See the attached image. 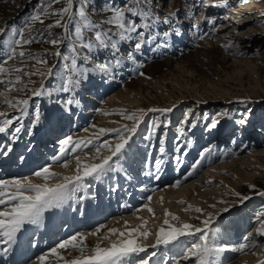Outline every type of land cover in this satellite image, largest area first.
<instances>
[{
    "label": "rangeland",
    "instance_id": "1",
    "mask_svg": "<svg viewBox=\"0 0 264 264\" xmlns=\"http://www.w3.org/2000/svg\"><path fill=\"white\" fill-rule=\"evenodd\" d=\"M48 2L0 0V28L6 29V33L0 35V61L6 58L7 47L3 41L7 34L13 29L23 30L26 35L30 32L35 37L34 42L23 48L46 59L47 65H39L35 60L19 64L17 58L9 61V66L21 67L26 73L52 68L53 73L43 77L21 74L22 83L15 88L27 85L24 91L9 90L6 82L0 84V112L6 113L0 116V121H12L6 131L0 133V160L12 151L13 133L16 127H21L16 134L20 143L16 161L34 147V155L38 154L40 158L34 167L27 169L28 179L43 183L34 174L49 167L58 176L47 182L59 183L64 176L76 174L77 157L83 165L99 162L95 158L97 155H109L105 149L97 154L96 149L105 141L114 144L117 133L99 134L100 129L131 126L134 121L125 116L139 114L140 110L144 115L122 157H113L110 162L109 168L113 170H106L99 179L89 176L79 184L70 185L75 191L60 204L71 206L76 202L74 214L80 216L83 204L88 202L95 209L101 206L103 214L94 217L90 212L82 219L78 217L80 220H75L71 214L63 218L65 222L59 219L52 234L39 236V248L21 258L9 254V245L0 240L2 256L8 255L0 258V264H32L40 256H45L48 264H54L57 256L51 254V249L77 234L86 236L89 249L97 244L108 247L118 239L109 232L110 229L127 233L139 228L136 227L137 220L147 221L150 235L146 239L136 237L138 243L146 246V251L125 258L124 264H138L141 259L148 260L149 264H195L194 258L185 257L192 243L198 242L199 233L151 247L155 243V232L164 226L165 211L179 218L173 221L170 215V223L183 222L197 227H202L201 222L211 215L218 243L231 248L248 236L247 250L221 253V264H261L264 261V236L257 233V218L264 219V0H87V14L111 33H116L117 29L102 23L111 15L110 10L131 7L134 3L145 11L150 8V19L155 23L149 28L137 29V33H145L138 51L134 45L139 41L133 33L131 41L115 35L116 49L109 42L107 47L91 51L77 46L76 52L70 51L69 41L59 46L47 42L68 34L62 27L47 28L58 17L42 16L43 24L30 22V17ZM80 2L74 0V12ZM64 6V0L52 4L53 9ZM126 16L140 23L139 16L131 13ZM74 27L69 25L68 31L74 32ZM86 35L94 40L93 32ZM226 45L231 47L226 48ZM57 49L62 56L50 55ZM130 52L132 60L128 59ZM63 55L69 56V60L65 61ZM73 57L79 73L78 83L73 91L63 92L60 89L71 74L68 68ZM99 64H108L110 68L107 72L101 71L97 67ZM243 70L247 75L241 73ZM236 75L239 76L234 78ZM8 79L14 77L11 74L0 76V80ZM41 83L44 94L33 96L31 89L39 88ZM22 98L29 100L24 116L22 111L4 103ZM69 98L74 100L71 105L67 104ZM37 112L39 120L34 123ZM230 123L238 124V127L214 134L215 130L227 128ZM243 126V130L250 131L248 136L240 137ZM68 136L74 143L77 140H91V143L83 144L75 151H72L74 143L68 145L65 154L56 160L60 154V141ZM157 158L164 161L161 170L155 165ZM65 162L67 167L63 166ZM193 165H197L195 169ZM11 167H15L13 159L4 176H11ZM120 167L127 175H122L119 187H115L114 175ZM177 181H180L178 185ZM149 189L154 191L149 193ZM243 197L248 199L242 200ZM145 205L153 212L149 213ZM4 207L0 206V210ZM225 208L228 211H222ZM193 218L199 220L191 223ZM98 227H101L100 233L90 235ZM235 229L238 234L233 233ZM106 234L108 239H102ZM37 236V224H27L17 234L15 242L18 247L29 249ZM66 251L61 249L58 253L61 255Z\"/></svg>",
    "mask_w": 264,
    "mask_h": 264
},
{
    "label": "snow or ice",
    "instance_id": "2",
    "mask_svg": "<svg viewBox=\"0 0 264 264\" xmlns=\"http://www.w3.org/2000/svg\"><path fill=\"white\" fill-rule=\"evenodd\" d=\"M61 0H49L48 4L41 9L40 12L33 14L30 17V22H40L44 23L41 17H58L54 20V23L47 25L48 29L53 27H62L68 33L64 37H53L47 40L53 46H59L65 41H69L70 51L76 52L77 46L86 48L91 51L97 47H107L109 42L110 46L113 49L117 48L116 43L113 40L115 35H118L121 40L133 39V33H136V39L139 42H136L134 49L136 51L140 50L143 43V38L145 33L140 31L137 33L139 28H149L152 24L155 23V20L150 19L151 9L147 11L144 8L140 7L138 3H134L131 7L124 8H113L111 9V15L102 23L112 25L117 29L116 33H111L110 30H104L101 26L95 23L86 12L87 0H81L80 6L76 8L75 12L73 11L74 0H64L65 6L60 9H53L52 4L60 3ZM224 2V0H222ZM126 13H131L132 16H139L140 23H136L133 20L128 19ZM67 17V19H65ZM167 22V19L165 20ZM212 23V21H209ZM74 25V32L68 31V26ZM94 33V40L88 39L87 33ZM6 33L5 28H0V35ZM19 37V38H17ZM35 37H32L30 32L26 35L23 30L13 29L10 33L7 34V39L3 41L4 45L7 47V52L5 53L6 58L0 61V76L7 77L11 74L14 79L0 80V84L7 83L10 88L9 90H18L24 91V88L16 89L15 85L21 84V74L23 75H52V68H47L45 72L36 71L32 73H26L23 71V68L11 65L9 66V61H16L19 58V64H25L26 60H35L39 65H47V60L38 57L35 53L28 52L23 48L24 45H29L34 42ZM226 48L231 47V45H226ZM57 57L62 56V53L57 49L54 53H50ZM65 61L69 60V56L63 55ZM128 59H133V54L130 52L128 54ZM87 60V57H86ZM119 63V61H117ZM68 68L67 65H65ZM97 67L104 72H107L110 68L108 64H99ZM71 73L66 80L63 81L61 86V91L70 92L73 91L78 83V70L75 57L71 60V67L68 68ZM33 96H41L44 94V85L41 83L39 88L31 89ZM74 102L72 98H69L67 101L68 105H71ZM9 107L18 109L22 112H26L29 100L27 98L13 100H5ZM149 111H160L168 112L171 109H149ZM6 113L0 112V116H5ZM144 112L143 110L139 111V114L132 113L124 118L127 120H132L134 123L131 126L124 125L119 129H100L99 134H103L106 131H112L117 133V140L114 144L105 141L96 149V153L99 154L101 149H105L109 155H104L99 157L97 155L99 162L97 163H85L81 164L79 157L76 158V174L73 176H64L59 183L49 184L47 181L49 179L56 178L57 173H54L50 170L49 167H44L41 170L35 172V176L39 179H42L43 183H34L31 179H11L5 180L0 179V206H5L3 210H0V240L9 247L15 243L17 234L22 230V228L27 224H37L40 222L43 213L50 208L58 207L65 200H67L71 193L75 191V188L70 189V185L79 184L85 177L95 176L99 179L100 174L104 173L106 170H113L109 168L110 162L113 160V157L119 159L122 157L125 147L128 145L129 140L131 139L132 134L137 130V126L143 119ZM39 120V113L36 114V121ZM12 123L10 119H5L0 121V133L6 131L8 126ZM243 123V121H241ZM213 127L215 125H212ZM21 131V127H16L13 133V138L16 134ZM73 138L68 136L66 139L60 141V155H64L66 152V146L73 145ZM91 143V140H77L74 143L72 151L80 148L81 145ZM161 143V152L163 149V139ZM207 151V150H206ZM204 156V152L201 153V157ZM59 156L55 159L59 160ZM164 161L157 158L155 165L157 168ZM199 164V161H197ZM64 167H67L65 162ZM197 165H193L195 169ZM150 174V173H146ZM192 175V173H188ZM180 181H177V185ZM176 185H173L175 187ZM264 194V193H262ZM236 195H239L238 193ZM149 201L151 197L148 198ZM248 197H243L242 200H246ZM182 203V202H181ZM147 211L152 213L153 210L145 205ZM197 212H201V209H196ZM222 211H228L227 208ZM169 214L165 211V219L163 225L155 232V243L151 245L152 248H155L159 245H167L174 241H177L179 237L182 236H193L199 233L198 242L192 243L191 248L188 250V255L186 259L194 258L195 264H221L219 257L221 253L225 251H246L248 248L245 241L249 240L248 236L243 238V241L238 243L236 247L231 248L227 244H221L217 241V233L212 227L213 217L211 215L208 218L204 219L202 227H197L189 223H179L173 224L170 223L168 217ZM264 215V213H262ZM259 228L257 233L261 236H264V219H259ZM171 220L178 221L179 218L171 215ZM147 221H143L138 229L134 228L127 233L117 232L116 229H110L111 234L118 236V239L115 242H112L108 247H101L97 244L95 247L87 248L85 245L86 236L83 234H77L71 236L69 239L64 240L58 243L54 248L51 249V254L57 256L59 260H62L64 264H124L125 258L130 257L132 254L145 252L146 246L137 242L136 237L147 238L150 235L149 230L146 227ZM166 226V227H165ZM103 227V226H101ZM101 227H98L95 232L90 233V235H97L101 231ZM104 240L108 239V235H104ZM67 250V251H78L80 255L78 257L67 259L63 256H60L58 250ZM155 255V253H153ZM39 264H48L45 256H40L38 258ZM138 264H149L148 260L141 259ZM264 264V261L261 262Z\"/></svg>",
    "mask_w": 264,
    "mask_h": 264
},
{
    "label": "bare ground",
    "instance_id": "3",
    "mask_svg": "<svg viewBox=\"0 0 264 264\" xmlns=\"http://www.w3.org/2000/svg\"><path fill=\"white\" fill-rule=\"evenodd\" d=\"M228 59L229 58H227L226 61H228ZM241 73H244V75H247V73L244 70ZM238 76L239 75H236L234 78H236ZM25 113L26 112H23L22 113L23 116H24ZM217 124H219V126H220L221 123L220 122H217ZM237 127H238V124L231 125V123H230V125L227 128H224V126H223V128H221V129L218 128L217 130H215L214 131V134L219 135V133L222 134V133H224L226 131H229V130L232 131V130L236 129ZM243 129H244V126L242 127V129H241V131L239 133V136L240 137L248 136L250 129H247V130H243ZM19 144L20 143L18 142L17 135H16L15 138H13V140H12V142L10 144V148H12V151L8 154V156H7V153L5 155H3L2 159L0 160V168L3 167L1 169V171H0L1 172L0 173V179L9 178L7 180H11V179H24V178H28V171L30 170V167L31 166L34 167L35 164H36V161H38L40 159V158L38 159V157H39L38 154L37 155L36 154L34 155V151H33V149L35 148L34 147L32 150L28 151V153L26 155L25 154L24 155L21 154L22 155L21 158L20 159H17V161H16V158H17V156H16V154H17L16 153V150H18ZM209 144L207 145L206 150L208 149ZM0 155H2V154H0ZM14 155H15V157L13 158ZM58 156H60V154ZM12 159L15 161V167H13V168L11 167L10 168V171L13 170L12 171L13 173L9 177H8V175H5L4 176L3 174L7 170V165L10 163V160H12ZM4 164H6V165L4 166ZM27 169H29V170H27ZM144 170H146V169H144ZM159 170H161V167H160ZM117 171H118L117 174L114 175L116 177L115 183H114V186L115 187H119L120 178L122 177V175H125V176L127 175V174H125V171L123 169H121V167L118 168ZM164 172H165V170H164ZM105 174H109V173L106 172ZM103 175H104V173H103ZM103 175H102V177H103ZM100 176H101V174H100ZM98 182L100 183V180H98ZM148 191H149V193H151V192L154 191V189H149ZM73 203L74 204H72L71 206H68L67 204H63V205H61L59 207L50 208L49 211H48V213L45 216L41 217L40 222L37 223V235L38 236L35 238V240L33 241L32 245L29 246V249H27V248L25 249L24 247H18L17 246L18 243L15 242L10 247H8V250H10V253L9 254H13L14 256L16 255L17 256L16 258H18V257L21 258V256H24V255L26 256V253H32V251L36 250V248H39V246H40V240L41 239L39 238V236H46L49 233L52 234V232L55 229L54 226H55L56 222L59 219L62 220L63 218H67V217L71 216V214L73 215L72 217H74L75 220H77L78 217L80 219H82L83 216L85 217L90 212L92 214H94L93 215L94 217H98V215L100 217L103 214L102 213V210H101V206H100V208L95 209L94 208L95 206H92V205H90V203H88V202L86 203L85 202L83 204V206H82L81 214H80V216H78V214L77 215L74 214L76 202H73ZM80 219H78V220H80ZM198 220H199L198 218H193V220H191V223H195ZM63 221L65 222L64 219H63ZM141 223L142 222L140 220L139 221L137 220L136 227L138 228L141 225ZM233 233H237L238 234V230L235 229ZM85 245L86 246L88 245L86 241H85ZM176 245H179V243L176 244ZM42 246H43V243H42L41 247ZM3 255H5V256L8 257V255H6L5 253ZM79 255H80V253L78 251H76L75 253L74 252H71V251H66L63 254H61L60 256H63L65 258V260H67V259H72V258L78 257ZM5 256H2V254L0 252V258H4ZM54 261H55L54 264H64V262L62 260H59L58 257H56ZM7 262H8V260H7ZM61 262H63V263H61ZM32 264H39V260H35ZM49 264H52V263H49Z\"/></svg>",
    "mask_w": 264,
    "mask_h": 264
}]
</instances>
